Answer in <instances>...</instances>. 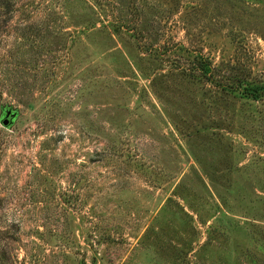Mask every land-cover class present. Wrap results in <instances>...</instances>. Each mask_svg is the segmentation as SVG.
Wrapping results in <instances>:
<instances>
[{
    "label": "rangeland",
    "instance_id": "374dc122",
    "mask_svg": "<svg viewBox=\"0 0 264 264\" xmlns=\"http://www.w3.org/2000/svg\"><path fill=\"white\" fill-rule=\"evenodd\" d=\"M262 85L264 0H0V264H264Z\"/></svg>",
    "mask_w": 264,
    "mask_h": 264
},
{
    "label": "water",
    "instance_id": "95a60500",
    "mask_svg": "<svg viewBox=\"0 0 264 264\" xmlns=\"http://www.w3.org/2000/svg\"><path fill=\"white\" fill-rule=\"evenodd\" d=\"M11 115V111H7L5 112V115L2 119V124L4 126H8L9 123L12 121V119L16 116V114L12 115L11 118H9V116Z\"/></svg>",
    "mask_w": 264,
    "mask_h": 264
},
{
    "label": "trees",
    "instance_id": "16d2710c",
    "mask_svg": "<svg viewBox=\"0 0 264 264\" xmlns=\"http://www.w3.org/2000/svg\"><path fill=\"white\" fill-rule=\"evenodd\" d=\"M246 91L248 93H252L253 92L254 94H257L259 92L264 91V85H262V86H256V87H252V88H248V89H246Z\"/></svg>",
    "mask_w": 264,
    "mask_h": 264
},
{
    "label": "flooded vegetation",
    "instance_id": "af4514ba",
    "mask_svg": "<svg viewBox=\"0 0 264 264\" xmlns=\"http://www.w3.org/2000/svg\"><path fill=\"white\" fill-rule=\"evenodd\" d=\"M7 111H11V115L9 116V118H11L12 115L16 114L15 112H13V111L10 110V109H5V110L3 111V117H4V115H5V112H7ZM15 117H16V116H15ZM15 117L12 119V121L9 123L8 126H10V125L12 124L13 120L15 119Z\"/></svg>",
    "mask_w": 264,
    "mask_h": 264
}]
</instances>
